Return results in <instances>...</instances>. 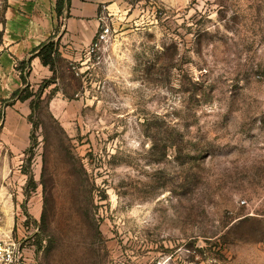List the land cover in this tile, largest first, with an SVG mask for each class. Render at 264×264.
I'll return each mask as SVG.
<instances>
[{
  "label": "rangeland",
  "instance_id": "374dc122",
  "mask_svg": "<svg viewBox=\"0 0 264 264\" xmlns=\"http://www.w3.org/2000/svg\"><path fill=\"white\" fill-rule=\"evenodd\" d=\"M111 5L108 40L61 56L43 96L86 157L94 206L84 217V186L52 146V242L37 253L42 139L28 223L25 153L0 142V201H22L14 236L38 264H264V0Z\"/></svg>",
  "mask_w": 264,
  "mask_h": 264
},
{
  "label": "crops",
  "instance_id": "0c3cea01",
  "mask_svg": "<svg viewBox=\"0 0 264 264\" xmlns=\"http://www.w3.org/2000/svg\"><path fill=\"white\" fill-rule=\"evenodd\" d=\"M111 2L71 0L69 16L58 18L55 11L57 0H3L5 7L0 23V142L10 152L25 153L30 146L29 102L18 101L10 106L5 104L15 91L23 87L19 63L30 58L36 48L53 36H56V41H60L63 59L71 61L81 58L95 42L104 22V14L112 6ZM51 76L49 67H45L39 58H34L28 79L31 86L39 87ZM17 200V206L9 198L0 201V212L5 216V230L15 225L11 205L14 209L17 207L18 211L22 201L20 198Z\"/></svg>",
  "mask_w": 264,
  "mask_h": 264
},
{
  "label": "trees",
  "instance_id": "16d2710c",
  "mask_svg": "<svg viewBox=\"0 0 264 264\" xmlns=\"http://www.w3.org/2000/svg\"><path fill=\"white\" fill-rule=\"evenodd\" d=\"M71 0H57L56 3V14L58 18L66 15L67 17L70 14ZM58 30V29H57ZM56 35V33H55ZM56 36H53L49 41L42 44L40 47L36 48L30 58L27 60L21 61L19 63V70L21 81L23 87L15 91L12 97L5 102L7 106L13 105L16 102H29L30 104V114L28 116V122L31 125V134H30V146L26 150L24 156H26L25 163L26 167H22V173L27 177V183L25 187V200L22 204L23 213L27 218V223L31 219L30 215L27 213L26 206L29 202V199L32 197L39 184L36 183L33 172L32 165L33 161L37 154V149L39 147V139L41 138V143L43 144V152L41 154L43 168L40 180V186L42 187V196H43V210L41 215V221L38 223L35 221L38 229V233L35 235L38 238V241L35 243L36 252L47 253L49 247L44 244L48 240L51 243V237L46 239V232L49 227V213L51 205V195L49 192L48 184V158L49 150L52 146H56L64 156L66 164L70 168V172L77 176V181L84 186V191H81L78 194V199L81 203L80 211L84 212V217L88 216V211L90 207L94 206V195L92 188L88 189L92 185V175L88 172L86 167V157H81L78 153V147L64 128L61 126L59 121L52 115L49 110V102L51 97L48 100L44 99L45 91L52 85L56 84V78L45 80L39 87L37 91H34L31 84L29 83V75L31 71V63L34 58H39L41 63L45 67H49L51 72L55 75L56 63L61 58L60 53V41L55 40ZM56 89H54L55 91ZM0 117L2 114L0 113ZM40 131V135L38 132ZM54 142H56L54 144ZM88 189V190H87ZM89 209V210H88ZM92 210V209H91ZM98 229V228H97ZM95 231V238H101V233L99 230Z\"/></svg>",
  "mask_w": 264,
  "mask_h": 264
},
{
  "label": "built area",
  "instance_id": "2783aa9c",
  "mask_svg": "<svg viewBox=\"0 0 264 264\" xmlns=\"http://www.w3.org/2000/svg\"><path fill=\"white\" fill-rule=\"evenodd\" d=\"M101 26L95 42L89 51L94 52L99 45L105 43L111 34V27L105 23ZM5 216L0 212V264H38L36 260L35 247L23 239L15 237L14 227L5 230Z\"/></svg>",
  "mask_w": 264,
  "mask_h": 264
}]
</instances>
